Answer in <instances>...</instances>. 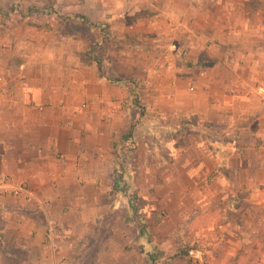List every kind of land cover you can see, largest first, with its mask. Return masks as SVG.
<instances>
[{"label":"crops","instance_id":"crops-1","mask_svg":"<svg viewBox=\"0 0 264 264\" xmlns=\"http://www.w3.org/2000/svg\"><path fill=\"white\" fill-rule=\"evenodd\" d=\"M165 7L169 34L129 26L137 41L104 39L108 52L93 60L77 40L65 62H0V264H55L52 227L63 232L64 264H150L149 236L131 224L139 215L152 233L146 212L129 203L110 234L98 219L129 144L127 177L172 182L178 227L219 247L224 264L264 240V0ZM15 183L33 197L12 196Z\"/></svg>","mask_w":264,"mask_h":264},{"label":"rangeland","instance_id":"rangeland-1","mask_svg":"<svg viewBox=\"0 0 264 264\" xmlns=\"http://www.w3.org/2000/svg\"><path fill=\"white\" fill-rule=\"evenodd\" d=\"M46 4L52 6L55 12L41 11ZM31 8H39L41 12L33 9L29 12ZM164 8L166 9L165 0H0V62L3 59L10 62H65V54L68 51L79 53L73 43L77 40L86 42L87 55L93 60L99 51L108 52L107 45L102 46L104 39L118 40L116 43L123 44L126 39L125 29L129 26L141 30L148 26L149 21L151 30L152 26H159L158 28L163 30L162 36L169 34L172 26L164 18ZM151 15L155 17L149 19ZM89 21L92 24H89ZM156 35L151 32L149 40L152 41ZM136 37L133 35L126 40L134 42L137 41ZM121 48L124 51L123 46ZM116 49L121 52L120 47ZM134 107L140 109L141 103L135 104ZM134 151L135 148L129 144L123 145L118 152L119 172L116 174L119 175L115 178L122 179L121 183L126 181L127 187L123 189L120 186L117 190L114 188L111 192L107 191L106 202L109 207L104 209L98 218L103 220L105 233L110 234L112 227L122 225V218L129 216L128 204L132 202L136 210L147 213L144 218L148 221L152 233L147 229L146 233L151 247H154L153 256L156 258L151 260L150 264H224L227 260L222 258L219 247L212 250L204 240L190 239L188 226L178 227V219L170 212V208L175 207L172 198L175 186L172 182L159 179L157 187L156 180L155 183L147 179L132 181L127 177V160ZM159 189L163 192L162 195L158 192ZM86 213L89 218L98 211L87 210ZM140 214L143 216V213ZM141 220L144 221L143 218ZM131 224L132 230L137 233L140 228L137 219L133 218ZM106 226L110 230L106 229ZM193 241L197 246L192 248H203L206 251L207 258L202 263L190 259L187 255H179L185 244ZM254 248L247 246L241 258L230 259L229 263L264 264V240L256 243ZM94 255L95 252L91 250L85 259L89 262L93 260Z\"/></svg>","mask_w":264,"mask_h":264},{"label":"built area","instance_id":"built-area-1","mask_svg":"<svg viewBox=\"0 0 264 264\" xmlns=\"http://www.w3.org/2000/svg\"><path fill=\"white\" fill-rule=\"evenodd\" d=\"M4 91V78L0 76V98L4 94ZM9 192L16 198L28 199L30 197H33V194L31 193L27 185L23 183L12 184L9 188ZM62 233L63 232L60 228L52 227L47 230L45 236V244L50 248L55 258V264H64L67 260L65 255L62 253V246L59 239V236H61ZM187 256L190 259L199 261L200 263L204 262L207 258L206 251L203 248L188 249Z\"/></svg>","mask_w":264,"mask_h":264},{"label":"trees","instance_id":"trees-1","mask_svg":"<svg viewBox=\"0 0 264 264\" xmlns=\"http://www.w3.org/2000/svg\"><path fill=\"white\" fill-rule=\"evenodd\" d=\"M47 6L45 7V8H41L40 10L41 11H43V10H50V12L51 13H54L55 12V9L52 7V6H50L49 4H46ZM47 8V9H46ZM34 10V11H40L39 10V8H31L30 10H29V12H31V10ZM40 11V12H41ZM89 24H91V23H89ZM205 57H207L206 58V60L207 61H209V62H215V58H213L212 56H211V54L210 53H208L207 52V54H206V56ZM205 57H200L199 59H198V62L197 63H199V65L200 64H204V62H203V58H205ZM188 64H190V62H187ZM206 64H209V63H206ZM122 182V179H120V178H115V180H114V184H113V186H114V188L117 190L120 186H121V188H123L124 189V187H127V182L126 181H124L123 183H121ZM130 208H131V212H136V208H135V206H134V204L131 202L130 203ZM136 214V213H135ZM132 218H135V219H137V221H138V223H139V226H140V228H139V232H140V235L141 236H148L147 235V233H146V230H145V224H144V221H142L141 220V216L139 217V215H138V217H136V216H134V217H132ZM257 234H259V235H263L264 236V221H263V223H262V225H261V227L259 228V230H258V232H257ZM197 246V243L196 242H194L193 241V243H188V244H185V246H184V248L181 250V253L179 254L180 256H186L187 255V251H188V249L189 248H192V247H196ZM156 258L155 257H153V260H155Z\"/></svg>","mask_w":264,"mask_h":264}]
</instances>
